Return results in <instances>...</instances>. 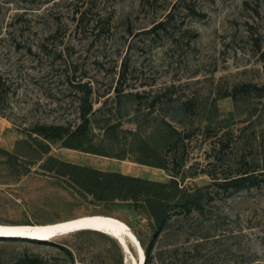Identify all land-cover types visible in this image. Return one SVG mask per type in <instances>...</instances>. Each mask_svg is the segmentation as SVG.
<instances>
[{
    "label": "rangeland",
    "instance_id": "374dc122",
    "mask_svg": "<svg viewBox=\"0 0 264 264\" xmlns=\"http://www.w3.org/2000/svg\"><path fill=\"white\" fill-rule=\"evenodd\" d=\"M172 9L169 30L149 32ZM0 82V225L106 216L152 248V264H233V253L264 260V188L215 184L263 168L264 0H0ZM83 85L96 93L87 134L36 133L82 124ZM154 195L170 199L166 210L152 211ZM202 195L203 211L183 214L182 200ZM162 213L171 219L159 232ZM37 261L131 264L97 232L0 237V264Z\"/></svg>",
    "mask_w": 264,
    "mask_h": 264
},
{
    "label": "trees",
    "instance_id": "16d2710c",
    "mask_svg": "<svg viewBox=\"0 0 264 264\" xmlns=\"http://www.w3.org/2000/svg\"><path fill=\"white\" fill-rule=\"evenodd\" d=\"M174 8H175V5L173 6V9ZM173 9L163 20L158 21L157 24H155L149 30V32L158 34V35L166 33L169 30V27L172 23L171 21L173 20V14H172ZM126 77H127V66L126 64L124 65L122 64L121 71L118 77V81L113 90L115 93H117L118 96L123 94L124 92V89H125L124 83L126 81ZM3 87H4V84L0 82V94H1V91L3 90ZM82 88H83V92H85L84 93L85 97L81 104V120H82L81 125H79L74 130L67 128L64 125H49V126L43 125V126L37 127L36 133L40 134L45 139H50V140H62L67 135L84 137L87 134L89 130V126L91 124L90 115L93 112V107H94L93 98L96 93L94 92V89L92 88L91 85L89 86L83 85ZM261 91H264V89H261ZM110 93L111 91L103 94L102 96H99V98H105ZM136 97H141V96L137 93ZM1 100L2 99L0 95V115L4 113V108L2 107ZM59 164L62 166L68 167V168L74 167L73 165L67 164V163L59 162ZM262 167H263L262 169H256V168L248 169L247 168V169L238 170L235 175L227 178L226 181H224L222 184H220L219 182H215V184L216 186H219V188L221 189L224 188L225 192L232 191L233 193H240L242 191H247V190L249 191L252 189L260 190L264 188V161H263ZM81 170L89 174L95 175V176H100L104 178L106 181L109 180L110 178L117 177V175H114V174H108V173L99 172V171H90V170H87L86 168H82ZM119 177L121 180H130V181L136 182L143 186L149 185L148 182L142 181L141 179L130 178V177H126L123 175H119ZM95 183L101 184V185L103 184L102 182L97 181V180H95ZM151 186H155V185H151ZM156 187H159V189L161 190L162 188L163 189L165 188V185H160ZM205 190L206 192H208L206 196L214 195L213 192H209L207 188ZM202 191L203 190H201V193ZM147 198L148 200H150V208H152L151 205L155 204L160 209L162 208L163 210L164 209L166 210V208L164 207H168V204H169L168 202H170V199L168 197H163L161 195H154L150 197L148 196ZM202 198H204V195L200 197H189L188 196L187 199L182 200V205L178 207L183 209L184 211L183 214H185L186 216H189L192 213L202 212L205 207V204L203 203ZM152 211H153V208H152ZM162 214L163 216L160 217V219H158V229H159L158 231L159 232H162L165 229L166 225L169 222V219H171V216H169L168 213L167 215H165L164 213ZM24 240H29V239H24ZM30 241L42 242V241H37V240H30ZM237 251H240V250H236V252ZM258 258H259L258 253H250L249 257H246V255H239L238 253H233V264H264V260H260ZM153 260H154V256H153L152 248L147 249L146 252L144 251V264H152ZM37 262H38L37 264H41L40 261H37Z\"/></svg>",
    "mask_w": 264,
    "mask_h": 264
},
{
    "label": "bare ground",
    "instance_id": "6f19581e",
    "mask_svg": "<svg viewBox=\"0 0 264 264\" xmlns=\"http://www.w3.org/2000/svg\"><path fill=\"white\" fill-rule=\"evenodd\" d=\"M83 231L101 233L113 238L114 240L120 238L126 245L129 246H131V241H133V243L136 241V256H134L132 250H129L130 252L123 251V253L126 255L127 262H130L131 264H144V251L142 247H139V240H137V237L124 223L111 217L87 216L49 225H0V237L2 238L21 239L22 237L29 235H37L42 236L44 240H34L42 242H50L58 239L59 237ZM61 232L66 233L60 235L59 233ZM55 233H58L56 237L47 239L50 235ZM14 236L16 237L14 238Z\"/></svg>",
    "mask_w": 264,
    "mask_h": 264
},
{
    "label": "water",
    "instance_id": "95a60500",
    "mask_svg": "<svg viewBox=\"0 0 264 264\" xmlns=\"http://www.w3.org/2000/svg\"><path fill=\"white\" fill-rule=\"evenodd\" d=\"M66 233V232H65ZM64 232H61L59 233L60 235H63L65 234ZM58 235V233H55V234H52L50 235L47 239H50V238H53V237H56ZM16 236H14L15 238ZM22 239H31V240H34V239H39V240H44V238L42 236H37V235H29V236H26V237H22ZM117 242L119 243V245L121 246L122 248V251L126 252V251H129V250H135V246L136 245V241H134L135 243H133V241H131V246L129 245H126L124 241H122L120 238L116 239ZM139 247H141V243L139 242ZM130 252V251H129ZM126 256V255H125ZM127 260V258H126Z\"/></svg>",
    "mask_w": 264,
    "mask_h": 264
}]
</instances>
